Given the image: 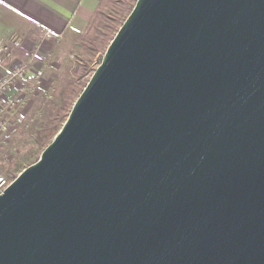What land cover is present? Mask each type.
<instances>
[{
  "label": "water",
  "instance_id": "1",
  "mask_svg": "<svg viewBox=\"0 0 264 264\" xmlns=\"http://www.w3.org/2000/svg\"><path fill=\"white\" fill-rule=\"evenodd\" d=\"M0 264H264V0H137L0 195Z\"/></svg>",
  "mask_w": 264,
  "mask_h": 264
},
{
  "label": "rangeland",
  "instance_id": "2",
  "mask_svg": "<svg viewBox=\"0 0 264 264\" xmlns=\"http://www.w3.org/2000/svg\"><path fill=\"white\" fill-rule=\"evenodd\" d=\"M137 0H103L79 39L64 41L49 58L56 76L53 101L42 108L44 119L27 128L13 141L0 143V174L12 181L35 163L61 129L102 57ZM55 72V73H54ZM14 126L10 127V130ZM10 130L8 132H10Z\"/></svg>",
  "mask_w": 264,
  "mask_h": 264
},
{
  "label": "crops",
  "instance_id": "3",
  "mask_svg": "<svg viewBox=\"0 0 264 264\" xmlns=\"http://www.w3.org/2000/svg\"><path fill=\"white\" fill-rule=\"evenodd\" d=\"M102 1L0 0V39L12 49L11 62L25 65L28 78L38 70L43 73L40 89L27 96L20 112L23 124L0 136V143H6V138L16 140L25 129L36 127L44 119L41 110L54 100L52 93L57 84V74L53 75L48 67L49 58L64 41L79 39ZM14 94L15 89L9 90L8 96Z\"/></svg>",
  "mask_w": 264,
  "mask_h": 264
},
{
  "label": "built area",
  "instance_id": "4",
  "mask_svg": "<svg viewBox=\"0 0 264 264\" xmlns=\"http://www.w3.org/2000/svg\"><path fill=\"white\" fill-rule=\"evenodd\" d=\"M11 61L12 49L4 39H0V72H3L0 76V136L7 134L11 126L23 124L20 112L27 104L26 98L40 89L43 78L41 70L28 78L26 66ZM11 89H15V94L8 96ZM10 183L0 174V195Z\"/></svg>",
  "mask_w": 264,
  "mask_h": 264
}]
</instances>
